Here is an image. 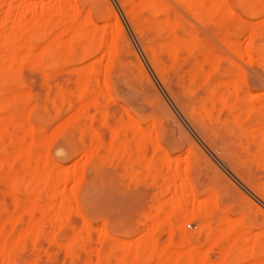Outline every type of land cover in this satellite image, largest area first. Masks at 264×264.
I'll return each mask as SVG.
<instances>
[{"label": "bare ground", "instance_id": "6f19581e", "mask_svg": "<svg viewBox=\"0 0 264 264\" xmlns=\"http://www.w3.org/2000/svg\"><path fill=\"white\" fill-rule=\"evenodd\" d=\"M91 1L92 0H0V15L2 17L0 18V80L6 83L9 80V82H11L17 79V76L20 75L18 73L19 69H22L26 63H31V65H33L32 67L35 69H43L45 77H47L46 75H51L53 78H56L61 76L59 74H61L63 70H60V68L66 61L82 62V67L76 68L78 71L77 75L79 76L76 80V87H74L76 91L71 90L72 93L69 94L68 91L67 94L62 86V88L58 90L56 100H54L60 107L58 111L61 108L64 110L65 108L63 109V107L69 106L72 115L67 121V127L72 128L74 130L73 132L80 137V142L87 153L86 162L89 164L96 163L98 167L99 164L102 166L106 162L113 164V162L118 161L119 158L120 162L124 164L126 174L137 182L139 180V171L137 168L143 160L148 158L146 156H149L147 155L149 149L152 151V156L146 159L145 164H142L146 172L145 174L146 176L154 174L156 185H162L167 188L168 195L172 196V201H170L164 209L158 210L157 220L168 224L173 230V233H175H171L173 237L169 239L170 242L167 243L168 245L165 247L151 245L149 248L145 249L144 245L147 241L142 247L140 244V246H136V248L121 244L117 247L115 246L112 257H115L116 264H214V262L209 263V261H207L208 258L205 259V254V258L201 255L203 254L202 252L199 254L200 249L197 247H195L194 250L191 249V251L188 250L184 252L186 247H189L192 241L195 240V238L189 235L182 227L186 222L196 223L200 228L198 238H204L206 241L213 242V247L210 249H214L215 247V249L220 250L224 258L222 257L220 259L221 254L218 253L220 254V261L218 260L219 264L223 262L224 264H228L227 261L229 259L236 255L240 257L243 251V253L251 251V253L248 254L251 256H248L251 260L252 257H258L256 254L263 256L264 254H260V252L262 251L261 253H264V248L262 247L264 244H260L261 241H259L260 239H258V236H255L253 231L250 232L248 236V233L246 234L247 227L245 222L247 217L244 216L245 214L241 217L242 219L239 218V220H235L230 216L232 204L227 200L223 189L221 190L213 186L214 188L210 189L208 200L206 202L201 201L197 194V189L204 188L209 178L203 166L197 163L192 168L190 165L189 170L185 169L186 171L180 174L178 170L170 166L171 160L167 152L168 149L163 148L160 143L161 140H159L158 137L154 140V136L152 137L154 132H147L141 128V125L139 126L138 119L132 115V109L130 107L129 109L131 110L127 109L125 106H120V109H122L124 113H122V116H116V114L109 112V106H116L117 100L119 99L126 100L128 103L136 105L139 108V101L142 95L140 96L136 93L134 88V90L123 88L119 82H116V85L114 84L115 89L113 88V83L109 79V73L113 68L115 70L118 69V66L115 68V66L118 65L117 63L115 65L116 60L119 61L118 63H121V60L125 62L118 47L119 38L124 35V29L112 8H110V10L114 14V26H109L111 28V30L109 29L110 32L105 30L109 25L107 23H105V27H102L104 30L99 29L93 22L92 10L89 11L88 9L87 11L89 12L85 13L83 7V5H87ZM120 2L128 20L141 40L143 50L153 70L174 101L178 104L180 110L188 119L193 129L198 132L208 145L217 151L222 159L227 160L230 163L231 169L238 174L239 178L246 184L252 186L257 196L264 200V143L260 146L256 144L258 132L260 133V131H258L259 128H256L257 131L256 129H254L255 131H251L244 130L242 127L245 119L250 117L254 111L252 108L253 102L251 100L254 97H249L251 93L247 92V95L245 94L246 96H244V93L243 96L240 94V89L243 87L242 82L244 80V75H241L244 71L242 72L239 69L238 75L241 74L237 78L232 75L233 77H231L233 80H230L231 78L228 80L227 78L225 82L221 83L219 81L220 85L219 82H217L216 84L218 85L215 84L212 89H210L209 86L212 73H216L221 66L216 62H212L210 56L208 58L210 60L203 59L205 62L198 60L196 56V53L198 54L199 52L197 46L198 41L196 42L193 35L185 38L179 34V24L173 21L167 3L159 0H120ZM172 2L178 6L184 7L188 13L194 15V20L195 18L196 20L198 19L199 22L198 20L197 22L200 25H203V22L207 20L209 22H216L212 25L215 26L217 24V27L218 24L226 26L229 21H232L236 17L234 3L240 11L245 13L244 15H247V17H264V0H172ZM95 9L94 7L93 10L95 11ZM109 15L110 12L107 14L106 18H108ZM102 17L101 19H106L104 16ZM102 25L104 24H101V26ZM241 25H243V23ZM100 30L102 33L99 32ZM151 30L155 31L154 35L150 34ZM249 30H251L248 35L249 37H247L249 41L245 48L241 45L242 43L233 39L235 32L230 30L227 26L224 29L223 35L225 45L221 40L220 42L223 43L226 48H229L233 54H237L236 57L240 55L241 58L238 56V59L243 60L242 57H248V62L252 63L257 61L258 64L260 63V65L264 67V47L257 48L256 45L259 38L262 39L261 36L264 35V19L259 22L257 27ZM12 32L15 33V36ZM9 35L17 39V41L15 40L17 42L15 47L12 45L14 40L11 41L13 37L10 38ZM197 40H199V38H197ZM261 41L259 42L261 43ZM10 44L12 46H10ZM102 47H106L103 49L105 51L102 52H105V55L110 58V60L108 58L109 63H107L105 70H103V66L101 67L103 60L99 61L100 58L97 60L94 57L95 52ZM102 52L101 54H103ZM59 55L60 57H58ZM200 56L201 55H199V57ZM104 57L101 59H104ZM188 58H190L192 62ZM186 59L189 60V63L186 62ZM218 59L217 57V61ZM210 62L213 63L212 66L209 65ZM204 63H208V65L211 66L210 71L208 69L210 67H208V71H206V64ZM125 65L126 64L121 65V71H124L123 69L126 68ZM140 65L142 69V64L140 63ZM236 65H232L231 69L233 70L234 67L236 69L238 64ZM227 66L228 64L226 67ZM114 69L113 71H115ZM237 70L238 69H236V71ZM118 72H120V70ZM219 72L221 75L222 71ZM227 75L228 74L225 76L227 77ZM128 79L130 80V77ZM146 80L150 83L152 81L147 75ZM198 82L202 90L196 93V97L192 100L191 96L195 95V88L193 85L195 84L198 86ZM3 83H0V90ZM222 84L223 86L221 87ZM20 86L22 87L23 85ZM200 86L199 88H201ZM219 87L222 89L220 90ZM139 93H141V91H139ZM26 95V91L24 94L18 89L11 90L7 99L4 102H0V113H3L2 111L5 110L6 107L14 106L19 103H26L25 101L29 97ZM154 95H156L154 97H160L159 92H156ZM89 96L95 98V101L89 103L87 101ZM73 97H75V100ZM86 98L88 99L85 103ZM255 98L257 100L262 99L261 97ZM73 101H75L74 104H72ZM255 102L258 103L256 100ZM239 103L245 104L244 107L241 105V110H243V112L240 110L241 107L237 108V106L236 108L240 110V112L236 111L235 105ZM263 103H259L261 107L264 106L262 105ZM260 106L257 109H259ZM92 108L95 110V114H88L89 110ZM16 109H18V107ZM256 111L254 112L256 113ZM259 112L260 111L257 113L259 114ZM31 115L32 113L26 115L27 118L24 116L25 120L22 119V122L20 121L21 135L17 134L15 138L13 137L10 139L14 147L13 154L9 157H0V178L7 182L6 186L9 188L6 190V194L9 192L10 197L12 195L13 198H16L17 194H20L19 192L21 189H26V187L27 189H24L25 192H29H27L28 198L26 202H24L23 205H18L17 215L13 218L2 219L0 221V264H20L18 260V256L20 255L18 254L21 253L20 251L22 249L27 247L26 245H28L29 242H33L32 244L37 248L40 239H42L43 232H45L44 230L49 224L52 223L53 226V223L55 225L58 223L61 226V223L66 220L65 218L69 216V201H71V197H69L70 195L66 192L67 195L60 193V187L65 188L62 187L63 184L65 186L68 182H73V197L84 190L82 181L83 174L80 173V170L78 171L76 169V171L74 170L69 173L65 170L63 171V169L60 170L61 166L60 169L58 167L59 170H57L55 168L56 166L54 167L51 164V158L49 160L47 148L56 135L59 137V134L54 135L58 130L55 132L53 131V135L51 134L48 137L45 135L44 137L31 122ZM7 116L9 115H3V117ZM125 116H127V118ZM141 116H138L139 119L142 118ZM262 116H264V114ZM257 118L259 119V117ZM10 119L11 117L9 116V120ZM39 120H41V118H39ZM263 120L264 119H262V121ZM4 122L5 119H1L0 117V144L2 145L5 143L8 136L5 128L6 126L3 124ZM259 122V124H263L264 121L261 122L260 120ZM253 124L255 123L253 122ZM98 126L102 127V130L109 132L112 139V141L109 142L110 144L108 143L111 148H107L111 150L109 152L107 151V155L101 157L99 153L104 143L101 142L102 134ZM164 132L166 140L164 143H166L168 148L181 147L177 138L178 135H176L175 131L170 126H166ZM261 133L263 132L261 131ZM56 138L54 140H56ZM95 138L96 141L94 140ZM243 138L248 140L249 144L251 141H253V143L244 147L242 142ZM195 148L197 149V147ZM111 151H114L113 153L116 155L111 153ZM1 153H3V151ZM4 154H6V152H4ZM7 155L9 154L7 153ZM160 156L163 158H160ZM84 158L86 159V157ZM62 159H59V162ZM56 164L55 162V165ZM257 166H261L262 168V173L259 176L255 173V168L258 169ZM4 167H8L6 171L4 170L5 172L3 171V169H5ZM164 169L165 172L169 173L168 175L165 174ZM64 191H66V188ZM243 201L246 202L245 200ZM257 210L259 212V208ZM260 212L263 211L260 209ZM27 215H29L28 218L30 217L31 220L29 219L30 222L27 223L26 227L24 226V229L21 230L19 234L17 233L16 235L9 236L11 233L10 229L13 226L19 227L21 224L19 222L21 220L25 223L24 217ZM36 215L38 217H36ZM69 219H67V222ZM83 224L84 227L81 229H84V232L82 233L80 229L78 235L76 234V240L70 241L67 245L65 244V246L62 247V249H65V253L70 256L76 254L74 245H76L77 238L80 237L81 234L84 235L85 248L89 249L90 247L91 231L94 226L88 219H84ZM62 226H64V224ZM8 231H10V233ZM7 232L9 234H7ZM103 233L108 238L110 237L106 231ZM109 240L110 238L108 241ZM54 243L58 244L57 242ZM258 243L263 248L261 251L258 250L259 252L255 250V247L261 249V247H258ZM147 244L146 245L149 246V243ZM39 253H41V250ZM230 261L231 260H229V262Z\"/></svg>", "mask_w": 264, "mask_h": 264}, {"label": "rangeland", "instance_id": "374dc122", "mask_svg": "<svg viewBox=\"0 0 264 264\" xmlns=\"http://www.w3.org/2000/svg\"><path fill=\"white\" fill-rule=\"evenodd\" d=\"M159 1L167 3L173 21L179 24V29H180L178 31L179 34L185 38H187L190 35H193L196 42L198 41L197 46L200 52V54L198 51H197L198 54L196 53L198 60L201 62H205V60L203 59L206 60L211 59L212 62H216L217 64H219V66H221V68L219 67V70L216 71V73H212L209 88L212 89L213 85H215L219 81L221 83L227 81V78L228 80L230 78H231L230 80H233L232 78L233 76L237 78L241 74L240 73L238 75L239 73L238 71L240 69L242 72L244 71L243 74L241 75V76L244 75L243 78L244 80L242 82L243 89L242 88L240 89V94L241 96H243L244 93V96H246L247 92L251 93V96L249 97L250 98L254 97L251 99L253 102L252 108L254 109V111H256V109L260 106V104L264 102L263 99L264 67L261 66L260 63L258 64L257 61H254L252 63L248 62L249 61L248 57L245 58L242 57L243 60L238 59L239 57L241 58L240 55H238L239 57L238 56L236 57L237 54L236 55L233 54L232 51L229 50V48H226L224 46L225 42L223 39L224 38L223 35H224V29L227 26L230 30L235 32V33L233 32L234 33L233 39L242 43L241 45H243V48H245L248 45L247 43L249 41L247 38L249 37L248 35L250 34L251 31L249 29H253L257 27L259 22L262 21L264 17H260V18H253V17L251 18L250 16L247 17V15H244L245 13L240 11L239 8H237L236 4L234 3L235 5L234 7L236 9L235 10L236 17L232 21H229L226 24V26L218 24L217 27V24L215 26L212 25L215 24L216 22L213 21L209 22L207 20H205L204 22L202 21L204 24L200 25L198 23L199 20L197 19L198 22L196 18L194 20L195 16L188 13L184 7L180 5L179 6L176 5L175 3L172 2V0H159ZM83 7L85 9V13L86 12L88 13L90 10H92L93 22L99 27V29L104 30L102 29V27L103 26L105 27L106 25L105 23L109 24L107 29L105 28L107 32H110L111 30L110 27H112V25L114 26L115 23L113 18L114 14L111 12L110 8H112L113 11H115V14L118 16L124 29V35L119 38L118 47L121 51V55L123 57V60H125V62L122 60L121 63H118L119 61L117 60H116L117 62L115 61V65L116 63L118 64L115 66V68L118 66L117 67L118 69H116L117 70L116 71L113 68L115 71H113V69L110 71L109 79L113 83L114 89H115L114 84L116 85V82L117 83L119 82L123 88L129 90L135 89L134 91L136 93H138L140 96L142 95L139 101L140 102L139 108L142 107L141 109H139L136 105H132L128 103L126 100L119 99L117 100L118 102L116 106H111V105L109 106V112L116 114V116L119 115L122 116L123 112L122 109H120V106H125L127 109H129L130 107L132 110L131 109L129 110H131L133 116L137 117L139 126L141 125V128H143L147 132L151 131L152 133L153 132L156 133V134L154 133L152 134V137L154 136L153 137L154 140H156V138L158 137L159 140H161L160 143L163 146V148L168 149L167 152L169 153L170 155L169 157L171 160L170 166L173 169L178 170L180 174H182L186 170H189L190 165L192 168L197 163L203 166V168L206 169L209 178L204 188L197 189V194L200 197L201 201L206 202L208 200L210 189H213L214 187H217L221 190L223 189V192L225 193L227 200L229 201V203L232 204L230 216L235 220H239V218H241L245 214L244 216L247 217L245 222L247 227L246 234L248 233L247 236L249 235L250 232L253 231L255 236L257 235L258 239H260L259 241H261V243L260 242L259 243L264 244V200L259 198V196H257L255 191L253 190L254 188L246 184L244 181H242L239 178L238 174L231 169L230 163L227 160L222 159L220 155H218L217 151H215L210 145H208V143L201 138L198 132H196V130L193 129L188 119L183 115L178 104L174 101L168 90L163 86V83L161 82V80L158 78L155 71L153 70L143 50L141 40L139 39L137 33L132 27L130 21L128 20L121 6L120 0H92L89 4L83 5ZM94 7L96 8L95 11L93 10ZM88 9L89 11H87ZM109 12L110 15L108 16V18H106ZM102 16H104L106 19L105 20L101 19L103 18ZM0 18H2L1 15ZM242 23L243 25H241ZM101 24L104 25L101 26ZM101 30L99 31L100 33H102ZM12 33L15 36V33L14 32ZM154 33L155 31L153 30L150 31V34L154 35ZM9 37L12 38L13 36L9 35ZM195 37L199 38V40H197V38ZM261 37L262 39H264V35ZM260 39L261 38H259V41L262 40ZM15 40L17 41L15 37H13V39L11 40L13 41V44L11 43L13 47H15L17 43ZM220 40L221 42L224 43V45L223 43L220 42ZM259 41L256 44L257 48L258 47L263 48L264 40H262L263 42L261 41V43ZM11 44L10 46H12ZM104 48L106 47L100 48L97 52H95V56H94L97 60H99L100 58L99 61L103 60L102 61L103 63L101 64V67L103 66V70H105L107 63H109L108 62L109 57L105 55V52L104 53L102 52L105 51L103 50ZM101 52L103 54H101ZM199 55L201 56L199 57ZM102 56L104 57V59H101L103 58ZM209 56L210 59H208ZM58 57H60V55ZM217 57L219 58L218 61L220 60L219 62L217 61ZM188 59L191 61L190 58ZM188 59H186L187 63H189ZM123 62L124 64H126L125 65L126 68L123 69L124 71H121L122 70L121 65H124ZM140 63L142 64V69ZM208 63H204L206 64L205 66L206 71H208V69L210 71L211 66L213 64L210 62L209 65L211 66H209ZM226 63L228 64L227 67H226L227 65ZM229 63L232 64L233 66L238 64V67H236V69L238 70L236 71L235 67L232 70L231 69L232 65H230ZM81 65H83L82 62H77V61L74 62L70 60L66 61L60 68V70H63L62 72L59 71L61 72V74H59L61 76L60 77L58 76L56 78L54 77L55 78L54 79L53 76L51 75L49 76L46 75L47 77H45V73L43 69H35L34 67H32L33 65H31V63H26L22 67V69H19L18 73L20 75H18L17 73L18 75L17 79L11 82H9L10 81L9 80L6 83H3L2 80H0V83H3V86L0 90L1 91L0 102H4L9 96L11 90L13 89H18L22 91L24 94L26 91L27 95L29 96L28 97L26 95L28 97V99L25 101L26 103L23 104L19 103L14 106L6 107L5 110L2 111L3 113H0L1 119H5V122L3 124H5L6 126L5 128L8 133L5 143L3 145L0 144V148L2 147L1 148L2 150L0 149V157H9L10 155L13 154L14 147L12 146L13 144L11 143L10 139H12L13 137L15 138L17 134L21 135L20 131H21L22 119L25 120L24 116L32 113L30 120L35 126V128L39 131V133L44 135V137L45 135H47L48 137L52 134L53 131L55 132L56 130H58L54 135L59 134L58 135L59 137H57L56 135L57 137V138L55 137L56 140H54L55 139L54 138L52 143H50L51 146L49 145L47 148L48 149L47 155L49 157V160L51 158L50 160V162L52 161L51 164L54 167L56 166L55 168L57 170H59L61 166L60 170L63 169V171L65 170L71 173L74 170L76 171L77 169L78 171L80 170L81 171L80 173L83 174L82 181H83L84 190H82L80 194L74 195L73 197L72 181H70L71 183L68 182V184H66L67 186L66 185L64 186V184L62 185V187L66 188V191H64L65 188L60 187L61 194L63 193L65 195L68 194L70 195L69 197H71L70 198L71 201H69V206H70L68 213L69 216H67V218H65L66 220H64L61 223L62 225L64 224V226L62 225L60 226V224L58 223L56 225L53 223V226L52 223L49 224L50 226L48 225L47 228H45L44 230L45 232H43L42 239H40L37 248L35 245L32 244L33 242H29L28 245H26L27 247L20 251L21 253L18 254L20 255L18 256V260L20 264H34L37 262H38L37 264H116V260L114 259L115 257L114 258L112 257V253L114 252L115 246L117 247L119 244H121L127 247L136 248V246L139 247L140 244L142 247V245H144L145 242L147 241L146 244L149 243V246H147L148 244L147 245L145 244L144 245L145 249L149 248L151 245L152 246L158 245L160 247H165L168 245L167 243L170 242L169 239H171L173 237L172 235L175 233V232L173 233V230L170 228L168 224L157 220L158 210L164 209L165 206L170 201H172V196L168 195L167 188L163 187L162 185H156L154 174H152L151 176H146L145 174L146 172L144 171L142 164H145L146 159H149L150 156H152L151 154L152 151L150 149H149V153H147V155L149 156H146L148 158L143 160L141 164H139V167L137 168L139 171V180L137 182L132 180L130 176L126 174L124 164L120 162L118 157H117L118 161L114 160L115 162H113V164L106 162L102 166H100L99 164L98 167L96 163L95 164L91 163L92 164L91 165L86 162L87 153L85 152L84 146L80 142V137L78 136V134H75V132H73L74 130L72 128L67 127V121L72 115V112L69 110V106L63 107V109L65 108L64 110H62L61 108L58 111L60 107L55 101L58 90L59 88H62V86L66 93L69 91L70 94L72 93V91H76L74 87H76L75 86L77 82L76 80L79 77L77 75L78 71L76 70V68L82 67ZM119 70L120 72H118ZM219 71H222L221 75ZM226 74H228L227 77L225 76ZM146 75L149 76V78L152 80L151 83L146 80ZM129 77L131 81L128 79ZM197 84L198 86H196L195 84L193 85L196 90L194 89L195 95L191 96L192 98L190 97L192 100H194V97H196V93L202 90V87L199 85V82ZM20 85L23 86L21 87ZM199 86L201 88H199ZM222 86L223 84L221 85V87ZM221 87H219L220 90L222 89ZM139 91H141V93H139ZM156 92L157 93L159 92L160 99L158 97H154L156 96L154 95L156 94ZM90 97L91 96L88 97L89 99L88 98L85 99V103L87 99L89 103L95 101V98L92 97L90 98ZM255 97H261L262 99L257 100ZM73 99L75 100V97H73ZM255 100L258 103H256ZM74 103L75 101H73L72 104ZM241 105L243 104L239 103L235 105V108L236 106L237 108H240ZM262 105H264V103ZM17 107L18 109H16ZM237 108H236L237 112H240V110L242 109V107L240 108V110H238ZM260 108L257 109L256 113L253 111V114L255 113L257 115L254 114L253 116L252 114L250 117L246 118L242 126L244 130H251V131L252 130L255 131L254 129L259 128L258 131H260V133L258 132V137H257L258 139H256L257 146H260L262 145V143H264L263 140L264 120L262 121V119H264V116H262L264 114L263 112L264 106L262 107L260 106ZM258 111H260L259 114L257 113ZM241 112H243V110H241ZM88 114L91 115L95 114V110L93 108L90 109ZM136 114L139 117L142 115L141 116L142 118L139 119V117ZM3 115L4 116L9 115L11 119L9 120V116L3 117ZM125 117L127 118V116ZM257 117H259V119ZM39 118H41V120H39ZM260 120L261 122H263V124H259ZM253 122L255 124H253ZM166 126L167 127L170 126L175 131L176 135H178L177 138L181 144V147L168 148L166 146V143H164L166 142L165 132H164V128ZM98 127L101 130L100 133L102 134L101 142L104 143V146L99 153V156L101 157L103 155L104 156L107 155V151L109 152L111 150V149L108 150L107 148H111L109 146L110 144L109 142H111L112 139L111 136L109 135V132H107L106 130H102V127L100 126ZM261 131L263 133H261ZM245 138L242 139L244 147H247L251 143H253V141H251L249 144L248 140H246ZM94 140L96 141V138ZM195 147H197V149ZM2 151L3 153H1ZM4 152H6V154H4ZM113 152L114 151H111V153ZM7 153L9 155H7ZM58 153L59 154L62 153V154L59 155ZM55 154L58 155L56 156ZM84 157H86V159ZM161 157L162 156H160V158ZM59 159L62 160L59 162ZM55 162L58 165L57 164L55 165ZM7 168L3 169V171L4 170L6 171ZM257 168L258 169L255 168L256 170L255 173L257 176H259L262 173L261 171L262 168L261 166L260 167L257 166ZM165 174L168 175L169 173L165 172ZM6 184L7 182L5 180H2V178H0V221L2 219H7V218L9 219L15 217L17 215L18 205L19 204L23 205L24 202H26L28 198L27 195L29 193L28 191L25 192V190L27 189L26 187V189L25 188L21 189V191L19 192L20 194H17L16 198H13L12 195L10 197L9 192L6 194L7 192L6 190L9 189L8 186H6ZM78 197L81 199H79ZM243 200H245L246 202H244ZM229 203L227 204L230 205ZM258 208H259V212L257 210ZM260 209L263 212H260ZM37 215L36 217H38ZM28 216L29 215L24 217L25 220L23 219L25 223L22 220L19 222L21 223L19 227L13 226L14 228L13 227L11 229L9 228L11 231V233L10 231H8L10 233L9 236L16 235L17 233L19 234L21 230L24 229V226L26 227L27 223H29L31 220L30 217L28 218ZM67 219H69L68 222ZM84 219H88L89 221H91V223L94 226L91 231L90 247L89 249L85 248L84 235L81 234V236L77 238L76 245H74L76 248V254L70 256L65 253V249H62V247L65 246V244L67 245L68 242L76 240L75 237L78 235L79 230L84 227L83 226ZM182 227L187 231L189 235L195 238V240L192 241V244H190L189 247L188 246L186 247L184 252L188 250L191 251V249L194 250L195 247H197L198 249H200L199 254H201L202 252L203 254L201 255L203 257L205 254L206 258L205 257L204 258L205 259L208 258L207 261H209V263L214 262L215 264L220 261L219 260L221 254L220 250L215 249V247L214 249H210L213 247L212 244L214 243L211 241L210 243L209 241H206L204 238L202 239L198 238L199 237L198 232H200V228L196 223L186 222L182 225ZM81 231L83 233L84 229H81ZM104 231H106L110 235L109 241H108L109 238L103 233ZM8 232L7 234H9ZM54 242H57L58 244ZM260 244L259 246L258 245L256 246L261 247ZM262 247L264 248V245ZM262 247L261 249L255 247V250L259 252L263 249ZM40 250L41 253H39ZM243 252L242 254L244 255L241 254L240 257L236 255L233 258L229 259L231 261L229 262L228 260L227 261L228 264H258L261 261H262L261 263L264 264L263 261L264 255L261 256L259 254H256L258 255V257L257 258L254 257L256 259L252 257L251 260L250 258L251 256L248 255L251 253V251L247 253L246 252L243 253ZM261 252L260 254H264ZM40 255L42 258L40 257ZM222 257L223 255L221 254L220 259ZM222 264H224V262Z\"/></svg>", "mask_w": 264, "mask_h": 264}]
</instances>
